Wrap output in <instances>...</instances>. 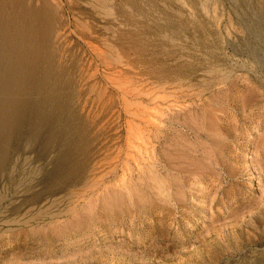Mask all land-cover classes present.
I'll return each mask as SVG.
<instances>
[{
	"label": "rangeland",
	"instance_id": "1",
	"mask_svg": "<svg viewBox=\"0 0 264 264\" xmlns=\"http://www.w3.org/2000/svg\"><path fill=\"white\" fill-rule=\"evenodd\" d=\"M11 3L0 264H264V0Z\"/></svg>",
	"mask_w": 264,
	"mask_h": 264
},
{
	"label": "bare ground",
	"instance_id": "2",
	"mask_svg": "<svg viewBox=\"0 0 264 264\" xmlns=\"http://www.w3.org/2000/svg\"><path fill=\"white\" fill-rule=\"evenodd\" d=\"M105 2V1H104ZM103 3V2H102ZM11 0H0V17L2 15H6L8 17H11L13 15V12L11 11L10 7L12 8L11 5ZM106 5V4H103ZM102 7V6H101ZM105 9V8H104ZM108 11V10H107ZM6 24L8 22H3L0 20V35L2 34L3 31H6ZM5 28V29H4ZM59 30V29H58ZM61 31H56L55 33V41L60 40V35ZM14 37V36H13ZM54 41V42H55ZM12 43V40L10 39V44ZM9 44V45H10ZM6 44H0V55L1 52H3V46ZM5 48L8 49V46L6 45ZM21 47L18 42L15 41L14 49L12 50V53L6 57L7 61L2 62L0 61V96L6 97V98H15L18 99L17 97L20 95H26L27 93L30 92V89L32 90L31 81L33 80L34 75H30L32 68L27 67L26 65L28 64V59H25L26 57L28 58L29 56H25L24 53L22 52V49L20 51ZM6 51H4V54ZM20 53V54H19ZM105 58V57H104ZM3 59V58H2ZM107 61V60H106ZM114 61V60H113ZM7 62V63H6ZM109 62V61H108ZM106 62V63H108ZM29 65V64H28ZM91 72V71H90ZM89 72V73H90ZM80 74V73H79ZM92 74V73H91ZM87 76V75H86ZM83 77V76H82ZM90 77V76H89ZM86 77L85 79H87ZM83 79V78H82ZM84 79V80H85ZM89 79V78H88ZM80 80V79H79ZM83 80V82H84ZM117 80V79H116ZM81 81V80H80ZM87 82V81H86ZM19 83V84H18ZM85 83V82H84ZM83 83V84H84ZM86 84V83H85ZM82 85V83H81ZM82 87V86H81ZM89 87V86H88ZM100 92V91H99ZM103 93V92H102ZM86 97V96H85ZM97 97V96H96ZM99 98V96H98ZM15 99L12 100L11 102H15ZM95 99V98H94ZM5 99L0 101V119L5 120V117H8V115H11V112L9 113V108L5 107L3 108L2 106L4 105L3 103ZM4 101L2 104L1 102ZM17 101V100H16ZM85 101V100H84ZM99 102V101H98ZM95 103V102H94ZM95 105V104H94ZM19 107V106H18ZM97 107V106H96ZM8 109V113H7ZM97 109V108H96ZM11 111V110H10ZM7 113V114H6ZM22 116V115H21ZM149 121V120H148ZM158 123V122H157ZM129 128V127H128ZM107 150V149H106ZM105 150V151H106ZM104 152V151H103ZM114 156V155H113ZM105 158V157H104ZM109 158V157H108ZM104 160V159H103ZM107 161V160H106ZM100 162V161H99ZM111 162V161H110ZM109 162V163H110ZM108 163V162H107ZM101 165V164H100ZM103 167V166H102ZM94 168V167H93ZM97 168V167H95ZM97 170V169H96ZM109 170V169H108ZM98 174V173H97Z\"/></svg>",
	"mask_w": 264,
	"mask_h": 264
}]
</instances>
